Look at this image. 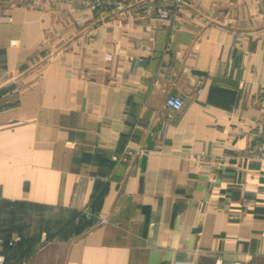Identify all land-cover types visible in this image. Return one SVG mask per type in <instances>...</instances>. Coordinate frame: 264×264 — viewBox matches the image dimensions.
Wrapping results in <instances>:
<instances>
[{
  "label": "crops",
  "instance_id": "1",
  "mask_svg": "<svg viewBox=\"0 0 264 264\" xmlns=\"http://www.w3.org/2000/svg\"><path fill=\"white\" fill-rule=\"evenodd\" d=\"M160 1L0 0L2 264H264V0Z\"/></svg>",
  "mask_w": 264,
  "mask_h": 264
},
{
  "label": "built area",
  "instance_id": "2",
  "mask_svg": "<svg viewBox=\"0 0 264 264\" xmlns=\"http://www.w3.org/2000/svg\"><path fill=\"white\" fill-rule=\"evenodd\" d=\"M85 4L90 8L91 10H95L98 8H103L110 4L111 2L113 4H116V6H122L124 0H84ZM144 1H152V0H144ZM179 2V0H161L159 3L154 5V11L159 19L167 20L172 19L175 15V5ZM199 92V88L196 90ZM164 103L166 106H169L173 108L174 110H179L183 104L184 100L180 95L176 94H168L165 97ZM157 148L161 149V144H156ZM259 148L264 151V134L262 136V141L260 143ZM136 151L134 148L129 147L124 152L120 154H114L111 156L113 160L118 159H126L129 157H133L135 155ZM84 213H88L87 209L84 208ZM20 240V236L13 235L8 240V245H13L15 242ZM2 239L0 238V247L2 246ZM4 261V255L0 252V264H2ZM24 264V263H23Z\"/></svg>",
  "mask_w": 264,
  "mask_h": 264
},
{
  "label": "water",
  "instance_id": "3",
  "mask_svg": "<svg viewBox=\"0 0 264 264\" xmlns=\"http://www.w3.org/2000/svg\"><path fill=\"white\" fill-rule=\"evenodd\" d=\"M192 73H194V74H196V75H198V76L204 74V72H200V71H198V70H193ZM145 142H146V147H147V148H151V147L153 146V140H152L150 134L147 135Z\"/></svg>",
  "mask_w": 264,
  "mask_h": 264
}]
</instances>
